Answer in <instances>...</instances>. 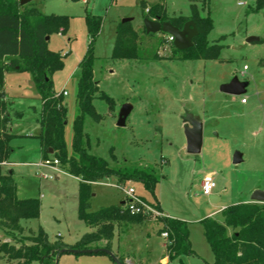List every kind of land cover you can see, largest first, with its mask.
Returning a JSON list of instances; mask_svg holds the SVG:
<instances>
[{
    "label": "rangeland",
    "instance_id": "374dc122",
    "mask_svg": "<svg viewBox=\"0 0 264 264\" xmlns=\"http://www.w3.org/2000/svg\"><path fill=\"white\" fill-rule=\"evenodd\" d=\"M42 14L65 17V30L53 31L46 39L49 50L62 56L63 66L52 74L54 92L61 93L66 106L65 140L69 146L75 106L78 65L89 45L85 16L101 17V27L91 44L92 75L102 97L92 103L97 121L85 115L83 128L88 134V151L104 159L109 166L152 167L159 176L154 195L165 216L180 219L188 227L193 253L184 255V264H210L212 253L203 234L202 220L222 222L221 208L250 201L255 189H264V9L252 11L254 0H28ZM151 6L162 8L169 17L209 16L212 29L206 39L220 45L213 59H174L172 42L161 32L147 34L143 19ZM146 15V16H145ZM123 18L137 31L138 43L156 47L157 59H114L112 49L115 28ZM190 20V19H188ZM152 35V36H151ZM255 36L258 40L247 42ZM154 47V46H153ZM245 67V68H244ZM233 76L248 81L241 95L225 94L221 84ZM3 91L9 100L10 121L7 130L15 194L18 198L39 199L37 218L21 219L17 238L32 235L40 225L50 241L70 246L92 228L78 218V179L60 165L62 173H53L32 163L40 159L37 122L40 99L31 75L23 70L4 74ZM244 98L245 102H240ZM130 110L124 126H117L123 104ZM188 112L202 122V142L198 154L185 150L182 116ZM240 161L233 163L234 153ZM212 173L211 193L219 196L211 202L201 192L200 181ZM114 177L90 183L89 211L125 199ZM124 188L147 202L152 195L140 181H126ZM160 223L148 216L133 224L127 232L114 230L112 250L117 248L124 264H176L162 262L165 239L158 233ZM3 234L0 242L18 243ZM124 256H129L126 261ZM115 264L104 253H61L56 264ZM0 264H5L4 256ZM27 264H38L32 260Z\"/></svg>",
    "mask_w": 264,
    "mask_h": 264
},
{
    "label": "trees",
    "instance_id": "16d2710c",
    "mask_svg": "<svg viewBox=\"0 0 264 264\" xmlns=\"http://www.w3.org/2000/svg\"><path fill=\"white\" fill-rule=\"evenodd\" d=\"M259 9H264V0H254L251 10ZM146 12L150 17H159L161 21H169L177 27H181L188 19L194 22L198 34L192 38V46L184 50L172 46L174 59L218 57L220 45L210 44L206 39L212 29L209 16H199L192 11L188 17H169L157 6H151ZM85 19L90 41L78 65L77 112L72 119L71 139L67 146L64 136L66 106L62 102V94L54 92L52 87V74L62 68L63 60L60 53L47 48L45 39L59 28L65 30V17L42 14L29 3L20 4V0H0V160L8 161L12 152L9 141L13 136L6 127L10 121V102L3 91L4 74L8 70L27 71L41 104L37 119L39 131L35 135L40 156L57 158L66 172L78 179L77 216L92 228L84 232L72 246L60 240L50 241L40 225L32 235L16 239V233L20 231L19 221L37 218L40 202L35 197L18 198L12 171L0 166V230L18 243L16 246L14 243L0 242V257L4 256L5 264H27L32 260L38 264H55V256L61 254L59 251L62 248L105 247L111 250L115 228L120 234L127 232L133 224L145 221L148 215L131 213L127 200L89 211V185L98 179L114 177L121 184L129 180L140 181L152 195L150 204L160 209L153 192L159 176L152 167H113L88 151L89 137L83 128V118L87 115L95 121L99 119L92 101L103 96L97 81L93 79L91 53V44L100 30L102 19L91 13L86 14ZM114 34L112 58H159L156 47L161 42L158 41L154 47L139 45L137 31L129 21L120 22ZM261 63L264 64V58ZM49 148L52 149L51 154L47 153ZM220 212L222 222L213 218L202 220L203 234L212 253L210 264H264V202H237L225 205ZM155 218L160 223L158 233L167 234L164 243L167 260L184 264L181 257L193 253L186 223L168 216ZM117 258L123 262L122 256Z\"/></svg>",
    "mask_w": 264,
    "mask_h": 264
},
{
    "label": "water",
    "instance_id": "95a60500",
    "mask_svg": "<svg viewBox=\"0 0 264 264\" xmlns=\"http://www.w3.org/2000/svg\"><path fill=\"white\" fill-rule=\"evenodd\" d=\"M28 0H20V4L26 3ZM130 21V18H123V22ZM143 28L145 33H163L169 34L173 37L172 46L178 50H184L192 46V38L198 34L197 28L192 20H186L181 27L172 25L169 21H161L159 17L153 19L144 18ZM48 36L45 37L47 39ZM258 40L255 36H249L246 38L247 42ZM248 85V81L239 80L236 76H233L228 82L220 85L219 90L225 94L241 95L245 91V87ZM130 105L125 103L121 106L116 125L124 126L125 119L129 113ZM183 125V133L185 137V150L189 154H198L201 148L202 142V122L199 117L192 115L188 112L181 118ZM47 153L51 154L52 149H48ZM240 161V154L235 152L232 158V162L236 163ZM213 196H209L211 202H213ZM250 201L264 202V189H255L250 195ZM61 253H104L107 254L115 264H124L121 262L115 254L105 247L99 248H62ZM58 255L55 256V264Z\"/></svg>",
    "mask_w": 264,
    "mask_h": 264
},
{
    "label": "built area",
    "instance_id": "2783aa9c",
    "mask_svg": "<svg viewBox=\"0 0 264 264\" xmlns=\"http://www.w3.org/2000/svg\"><path fill=\"white\" fill-rule=\"evenodd\" d=\"M167 41L172 42L173 37L169 34H166ZM245 68V67H244ZM61 94H65V91H62ZM240 102L244 103L245 99L240 98ZM12 164V162H9L7 160H0V166L5 168V166ZM36 167H45L50 169L53 173H41L39 174L43 178H53L56 176L57 173H62L63 171L60 168V163L55 157H46L40 159L34 163H32ZM116 186L119 187L124 195H125V201L127 200L128 203V209L131 213H143L148 216L152 217H163L165 216L160 209L154 207L149 202L145 201L143 198L137 196L134 194V190L132 188H124L123 184L116 183ZM214 187V181H213V175L212 173H205L200 181V188L201 192L204 195H210L212 188ZM161 236L164 237V239L167 238V234L165 232L161 233Z\"/></svg>",
    "mask_w": 264,
    "mask_h": 264
},
{
    "label": "crops",
    "instance_id": "0c3cea01",
    "mask_svg": "<svg viewBox=\"0 0 264 264\" xmlns=\"http://www.w3.org/2000/svg\"><path fill=\"white\" fill-rule=\"evenodd\" d=\"M39 150V149H38ZM39 156H40V152H39ZM41 157V156H40ZM212 195H214L213 196V202L215 203V202H217L218 200H219V196L217 195V194H215V193H211L209 196H212ZM123 201L124 200H122L120 203H123ZM160 208V207H159ZM223 208V207H222ZM160 211H162L161 210V208H160ZM114 238V237H113ZM112 241H113V239H112ZM111 251L115 254V256L116 257H118V256H121V255H119L118 254V252H117V248L115 249V251L116 252H114L113 250H112V242H111ZM124 259L126 260V261H130L129 260V256H124ZM161 261L162 262H169L168 260H167V257L165 256V254L162 256V258H161ZM107 264H110V263H107Z\"/></svg>",
    "mask_w": 264,
    "mask_h": 264
}]
</instances>
